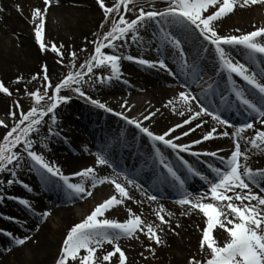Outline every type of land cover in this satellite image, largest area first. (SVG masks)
Returning a JSON list of instances; mask_svg holds the SVG:
<instances>
[{"label": "bare ground", "instance_id": "6f19581e", "mask_svg": "<svg viewBox=\"0 0 264 264\" xmlns=\"http://www.w3.org/2000/svg\"><path fill=\"white\" fill-rule=\"evenodd\" d=\"M69 1L53 0L52 4L48 5L41 0H2V4H0V11L2 12H0V76L2 81L10 83L9 81L12 80L13 76L16 77L14 80L17 81L32 79L38 76L39 73H36L38 67L39 72L42 69L40 73L43 78L47 79V82L50 79L53 80L58 64L61 63L55 61L54 52L61 54V61H64L72 52L85 49L91 45L101 25L98 11L91 4L90 11L80 8L79 11H75L79 14L73 17L71 12L74 8L69 6ZM99 1L102 2L101 9L104 10L115 0ZM18 4L24 8V12L19 16L14 10ZM257 4L256 2L247 7L227 9L208 22L205 27L215 31L216 36L243 33L247 35L251 32L247 31L257 25L255 22L261 20L260 8L255 7ZM206 5H210V8L215 6L213 0L207 1ZM52 14L61 18V20H57L54 26L51 22ZM149 24H151V20L148 18L132 28L143 31L140 47L144 49L145 54L149 53L154 58L167 60L169 51L170 55L174 54L172 50L176 43L174 40H170L166 44L159 41L157 35L147 34L145 29L149 27ZM31 28L40 30L41 35L34 34ZM173 32L175 37H182L184 33L177 28H174ZM235 32L237 33L235 34ZM193 36V34H189L185 38L184 50L187 55L195 54L201 59V44H191ZM6 41L7 43H5ZM132 46L134 45L128 47L131 48ZM150 47H154L155 51H152ZM112 48L113 46L102 53L110 58ZM182 53L183 51L179 52L176 67L173 68L179 73L181 61H183L181 59ZM188 57L190 60L192 59V56ZM125 61V58L121 60L119 68L123 67ZM157 70L156 67L152 66L144 68L140 74L129 70L125 74V77L128 78L126 83L124 80L123 82L115 80L106 82L103 76V78H98V76L92 78L93 85L82 84L88 102L84 104L74 97L66 104H59L55 112L51 113L54 114L53 116L47 115L46 122L50 123L52 128L61 118V134L59 137L57 135L50 136L43 129L42 132L39 131L40 136L37 135V138L34 136L29 143L32 146H37L32 155L41 162L40 165H47L52 169L53 175L43 172L42 179L38 181L43 192L40 190L33 191L29 195H25L28 191L20 188L18 182L10 184L6 182L3 191L8 194L0 196L2 202L0 212H2L3 207L6 208L8 205L7 196L13 198L21 196V199L25 197V203L42 204L43 212L52 210L57 217V223L55 226L46 225L39 232L38 238L31 242L28 252L23 247L17 246L11 252L12 240L16 242V239L21 238L23 234L29 236L30 230L40 221V215L27 209L24 204L18 207V216L28 222L27 224L17 221L9 223L10 234L5 238L0 234V264L53 263L52 260L58 255L55 253L57 246L66 243L67 237L71 236L72 231L79 225L78 218L82 216L80 213L91 203L82 201L83 196L78 197L69 192L68 189H64L63 185L59 183L57 174L64 172L71 174L73 172L70 170L78 171L82 167H89V162L94 159L92 154L95 148H105L109 158V163L107 164L105 161L103 166L97 167L96 171L111 180L118 196L128 199L129 202L127 203L125 200L118 201L120 209L123 210L129 206L139 217V224L145 230L144 242L142 243L152 254V257H148L152 260L144 259L143 256L139 255L142 248L124 244L127 248L124 250L129 256L127 264H144L145 261L149 260L153 264H193L196 259L208 260L213 255L212 251L215 248H219V252L223 254L225 246L235 242L233 237L225 236L221 231L222 227L227 228L230 224L237 223L236 216L228 209L229 206L244 207L247 210L248 220L254 223L253 225L259 221L258 231L264 234L263 196L256 190L254 191L255 196H250L248 191L240 184L236 185L235 182L221 186V195L225 199L220 202L213 198L212 192L203 189L183 200H169L181 195L176 188L167 190V199L159 198L158 190L151 184L146 173L142 171L143 168L140 167L141 164H144L145 159L150 157L145 137L136 144V137L140 132L119 119L113 110H116V113L127 114L145 128L153 127L154 130H159L170 122L178 121L171 126L178 123L182 127L187 126L189 131L186 133L216 132L220 135L219 139H213L207 142V145L215 146L223 140L232 142L235 133L228 129L225 122H219L202 112L192 101L187 90L182 87L173 89L170 86L173 81L160 78ZM179 73L177 74L179 75ZM148 76L155 78H153L154 80L144 79ZM210 79V75H207L204 80ZM137 98H141L138 109L132 106L130 107L132 109H129L131 102H140V100L133 101ZM142 98H146L145 100L149 102L145 104L146 101H143ZM94 101L100 103L101 106H95L92 103ZM3 105L4 101L1 98L0 109ZM122 126L125 127V131L123 130L125 132L124 137H121L119 133ZM1 129L2 124H0V131ZM248 131L239 133L243 143V166L245 168L256 164L257 160L264 162V130L255 135ZM83 133L88 138L89 143L85 140ZM133 155H136L139 161L136 171L133 168L127 170L128 159ZM26 160L29 161V158ZM124 169L129 172L131 179L121 175ZM115 170L117 171L115 172ZM137 177L148 185L142 186ZM256 177L258 180L264 181V175H257ZM80 182L83 183V189L90 188L86 181L81 179ZM196 186L197 189L202 188L199 183ZM100 190L104 192L106 188L103 187ZM46 194L48 195L46 196ZM188 201L192 202L191 206ZM209 205L218 207L221 218L218 223L219 227L213 232L214 236L208 239L205 237V232L208 226L207 210ZM99 231L101 232V230ZM23 240L27 241V239ZM104 247L105 249L103 248L94 256H90L91 254L88 253L87 255L92 261L87 259V262L115 264L117 261L114 259V254L120 250L119 242L111 240Z\"/></svg>", "mask_w": 264, "mask_h": 264}, {"label": "rangeland", "instance_id": "374dc122", "mask_svg": "<svg viewBox=\"0 0 264 264\" xmlns=\"http://www.w3.org/2000/svg\"><path fill=\"white\" fill-rule=\"evenodd\" d=\"M41 1H44L48 5L52 4L53 2V0ZM188 1L193 5L192 0ZM69 4L71 8H74L71 12L73 13V17L79 14V12L75 11H79L80 8L90 11L91 4L96 9V11H98L101 23L99 28L100 30H97L95 39H93L91 45H89L85 49H80L78 51L72 52L64 61H61V54L54 52L55 61L61 63L58 64V67L54 74V79L52 80L48 78L50 79V81L48 82L47 79L43 78L42 74L40 73L42 69L39 72V67L38 71L36 72L39 73L38 76L28 80L21 79L22 81H17L14 80L16 79V77L13 76L12 80L9 81L10 83H5L1 80L0 76V96H2L1 98H3L4 101V105L2 109H0V124H2V129L0 131V196L7 194L6 191H3L6 182L10 184L20 173V177H25L24 171L29 168L28 166L30 163V160L27 161L26 159H30L31 157H33L32 153L37 148V146H32L29 143L33 139V137L35 136L37 138V135L39 137L40 132H42L43 129L45 130L46 134L52 136L50 134V123L46 122V118L47 114H50L53 111L56 103H58L59 101L67 102V100H69L72 96H78V98L80 97V99L83 98L82 100H87L86 97L84 98L83 96H80V94H85L82 84L93 85L94 81L91 80L92 78H95L97 76L98 78L103 76L104 78H102L104 80L109 77L108 75L111 73L108 69V64H105L106 67L103 65L99 66L98 63L103 61V58H100L98 54L101 49H103V47L105 48V46L107 45L106 42L109 39H105L106 36L110 32L116 33V29L118 32L121 30L118 28L117 23L131 22L128 25V27H130L132 24H134L135 21L137 22L140 17L145 15V13L149 10L160 11L162 9L169 8L170 5L177 6V8L179 9L181 8V0H115L112 4H109V6L105 7L104 10L101 9L102 2L99 0H70ZM263 9V7L260 8V21H264ZM14 10L16 11L18 16L19 14L24 12V8L19 4L15 7ZM193 12L195 13L194 5ZM51 17L53 26L57 23V20H61L58 15L52 14ZM31 30L38 36H40L42 33L37 28H31ZM236 33L237 32H235V34ZM16 35L21 37L19 34ZM137 35L139 36V33L136 32V29H133L130 35H124L119 41L116 42L119 47L117 48L115 46L116 49L114 47V50H111L114 55L113 58H117L114 59L115 62H117L119 60V57L123 55V48H121L120 46H124V48H126L127 46H129L128 44L134 42ZM5 43H7V41ZM136 48V44L132 48H128V53L135 52L137 50ZM124 78L127 79V77ZM140 99L137 98L133 101H138ZM145 99L142 98L143 101H146L145 104H147L149 101ZM92 103H94V105L101 106V104L97 101H94ZM140 103L141 100L139 103L131 102L129 105V109H132L130 108L131 106L138 109ZM114 111L116 112V110ZM50 115L53 116L54 114ZM175 122L177 121L170 122V124L166 125L162 129H155V131H158V133L162 132ZM260 162L261 160H257L255 166L251 167L252 170H256L263 166L264 162L262 161V164ZM83 170L81 172H83ZM263 170L264 167H261V169L257 171L261 172ZM70 171L76 172V170ZM81 172H78V174ZM35 175L36 172H33V177H35ZM59 175L63 174L59 173ZM95 175L96 177H103L100 176V174L97 172H95ZM93 176L94 173H91V176L89 177L85 176V178H82V176L80 175L79 177L75 178L76 180H74V183L79 184L81 179L90 183L93 179ZM91 185L92 187L94 185L93 189H88L82 195V201L85 200V202H91L89 204L90 206L88 205L84 209V211L80 213L82 216H79L80 218H78L79 225L76 226V228L72 231L71 236H66L67 239L65 237L66 243H62L61 245L57 246L55 253H57L58 255L52 260V264H85L83 260L87 262L86 258H89V256L86 254L90 253L92 256L93 254H96L99 251L103 250V248L105 249L104 246L105 244L107 245L109 241L108 237H110V235L112 234L111 231L107 229H103L105 231L103 233L96 232L98 231V229L95 230L94 226H96V224L105 223L107 220H111L112 218L116 220H124L128 218L127 212H113L115 208L109 213H103V211L101 212L100 209L98 210L97 208L95 210L94 207L102 202L106 198V196H103L104 194H102L103 192L100 190L101 188L96 184V182L95 184L91 183ZM103 187H105L106 191H108L110 194H114L118 201L121 200V197L115 195L113 186L110 181H105ZM1 205L2 202L0 198V209L2 207ZM95 215H97V217H94ZM38 222L39 223H37V225L35 224L32 230H30L32 233L30 232L29 236L23 234V236L20 235L21 238L16 239V242L13 241L11 252L13 251V248L15 246L21 248L23 247L24 250L28 252L30 244H32L31 242L38 238L39 232H41L46 225H56L57 217L52 210H47L40 215V221ZM92 224L95 225L91 226ZM23 239H27V241ZM140 239L141 236L138 235L136 239H134V243H131H133L134 246H139L141 242L139 241ZM143 257L144 259H147L149 257L148 250H144ZM150 260H144L146 262L144 264H153Z\"/></svg>", "mask_w": 264, "mask_h": 264}]
</instances>
